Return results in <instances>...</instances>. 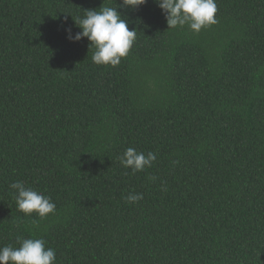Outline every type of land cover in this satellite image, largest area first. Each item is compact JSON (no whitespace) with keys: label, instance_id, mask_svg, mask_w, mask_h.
Listing matches in <instances>:
<instances>
[{"label":"trees","instance_id":"trees-1","mask_svg":"<svg viewBox=\"0 0 264 264\" xmlns=\"http://www.w3.org/2000/svg\"><path fill=\"white\" fill-rule=\"evenodd\" d=\"M102 3L120 0H0V247L41 238L55 264H264V0H216L199 33L168 29L154 0L118 8L136 39L115 67L65 31ZM129 147L157 158L133 174ZM17 181L55 213L19 211Z\"/></svg>","mask_w":264,"mask_h":264},{"label":"clouds","instance_id":"clouds-1","mask_svg":"<svg viewBox=\"0 0 264 264\" xmlns=\"http://www.w3.org/2000/svg\"><path fill=\"white\" fill-rule=\"evenodd\" d=\"M146 2L147 0H120L119 4L116 3L117 7L104 6L102 3L99 9H86L82 18H73L80 31L73 34L71 28L66 29L67 38L71 42L87 38L89 47L95 49L93 63L115 67L128 55L136 39V30H129L128 22L117 9L136 10ZM154 3L161 9L168 29L187 25L189 30L199 33L202 28L217 23L216 0H154ZM156 158V154L151 151L145 155L129 147L119 160L125 169L130 168L135 174L151 167ZM10 187L14 190L18 210L25 215L36 213L39 218L45 219L49 214L55 213L56 205L51 197L25 187L20 181L12 183ZM125 199L129 203H136L143 199V194L130 193ZM16 243L19 247H0V264H55L56 252L53 248L45 247L44 239L17 237Z\"/></svg>","mask_w":264,"mask_h":264}]
</instances>
